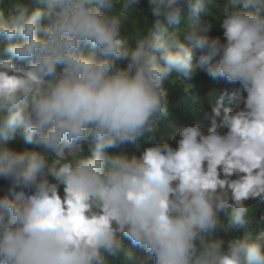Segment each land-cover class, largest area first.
<instances>
[{
	"label": "clouds",
	"instance_id": "obj_1",
	"mask_svg": "<svg viewBox=\"0 0 264 264\" xmlns=\"http://www.w3.org/2000/svg\"><path fill=\"white\" fill-rule=\"evenodd\" d=\"M148 3L0 0V264H264V0Z\"/></svg>",
	"mask_w": 264,
	"mask_h": 264
},
{
	"label": "trees",
	"instance_id": "obj_2",
	"mask_svg": "<svg viewBox=\"0 0 264 264\" xmlns=\"http://www.w3.org/2000/svg\"><path fill=\"white\" fill-rule=\"evenodd\" d=\"M144 14L151 20V10L148 0H141L139 6ZM210 35L221 36L222 29L219 27V21H214ZM183 38V35H182ZM199 53H197V56ZM225 87H233L227 85L224 81H218L211 79L205 72L197 70L196 74L191 80H186L181 77L180 81L176 85L168 86V98L171 105L169 115L163 119L160 124L158 131L155 133L157 141L172 140V132L174 125L177 129L185 124L200 123L202 126H209V121L206 119V113L209 111L206 104L201 105L193 102L192 97L199 96L201 99L208 93H214L218 98L220 90ZM12 146L17 148L31 147L25 145L22 140H17L12 143ZM147 145H141V149ZM128 151H137L133 146H128ZM118 151V150H114ZM3 181H0V185H3ZM251 207L255 210L257 218L264 216V203L257 201L249 202ZM128 243L127 241H125Z\"/></svg>",
	"mask_w": 264,
	"mask_h": 264
}]
</instances>
